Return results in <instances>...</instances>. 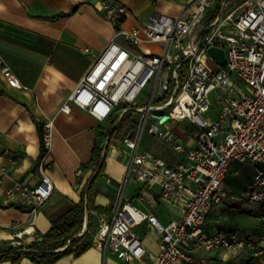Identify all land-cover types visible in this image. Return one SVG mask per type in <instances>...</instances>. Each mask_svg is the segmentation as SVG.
<instances>
[{
  "label": "built area",
  "instance_id": "built-area-1",
  "mask_svg": "<svg viewBox=\"0 0 264 264\" xmlns=\"http://www.w3.org/2000/svg\"><path fill=\"white\" fill-rule=\"evenodd\" d=\"M160 1L178 6L179 11L153 13L143 25L125 30L118 26L129 14L125 4L92 0L116 25L115 37L127 45L115 37L108 43L62 111L70 113L76 106L106 121L121 106L124 113L136 108L140 113L136 133L124 137L118 147L122 154L130 152L128 174L134 171L141 182L159 185L163 198L178 204L182 213L164 226L120 199L111 221L99 218L97 245L110 247L119 260L131 264H191L192 250L201 248L249 250L254 257L264 256V236L258 240L235 231L204 234L209 213L229 195L223 182L234 162L256 169L246 198L257 206L264 231V0ZM150 44L161 52L137 50ZM211 48L224 50L223 64L210 55ZM4 75L12 85H19L10 71ZM149 90L151 98L140 106V97ZM173 122L198 129L193 146L186 147L177 138ZM146 132L184 155V161L169 163L140 151ZM52 142L49 121L44 125L45 154L38 165L40 183L8 190L10 198L21 195L32 215L54 192L47 160ZM8 171L0 159V186ZM147 219L160 235V252L151 260H146L144 243L134 231ZM35 234L29 229L18 231L11 245L21 246L26 235ZM185 241H192V250L185 249Z\"/></svg>",
  "mask_w": 264,
  "mask_h": 264
},
{
  "label": "crops",
  "instance_id": "crops-1",
  "mask_svg": "<svg viewBox=\"0 0 264 264\" xmlns=\"http://www.w3.org/2000/svg\"><path fill=\"white\" fill-rule=\"evenodd\" d=\"M118 1L129 11L118 25L125 30L143 25L153 13L174 14V8L179 11L178 6L160 0ZM115 35L116 25L104 17L92 0H0V159L9 169L0 186V242H11L16 232L29 229L36 234L26 235L24 242L32 243L48 233L52 223L73 204L82 201V191L87 189V180L93 173V169L85 166L91 162L94 149L104 143L101 131L107 120L98 121L87 109L76 106L65 113L62 106ZM115 40L127 45L120 37ZM148 49L149 46H143L137 50ZM5 70L15 76L18 86L5 77ZM49 121L53 123V142L47 158L51 163L48 175L55 188L51 198L32 215L28 208H18L23 206L21 195L17 193L10 198L8 190L17 185L36 187L40 183V129ZM176 128H181L186 137L180 138L175 133L177 138L186 147L193 146L198 129L190 125ZM120 145L111 146L105 170L94 183L97 193L94 199L98 195L107 197L110 208L91 209V225L83 239L92 248L78 258L68 256L56 264H131L119 260L110 247L100 249L96 242L99 218L105 216L111 221L120 199L164 226L181 215V207L163 198L159 185L141 182L134 171L128 174L130 152L122 154L118 151ZM139 150L169 163L185 159L148 132L141 137ZM255 172L250 165L232 163L223 182L229 195L209 213L204 228L206 236L217 231H235L258 240L264 236L258 208L246 198ZM134 231L144 243L146 260L155 258L160 252V235L150 220L136 226ZM184 247L192 250V241H185ZM192 254L191 264H264V256L254 257L249 250L201 248L192 250ZM20 264L34 263L25 258Z\"/></svg>",
  "mask_w": 264,
  "mask_h": 264
},
{
  "label": "trees",
  "instance_id": "trees-1",
  "mask_svg": "<svg viewBox=\"0 0 264 264\" xmlns=\"http://www.w3.org/2000/svg\"><path fill=\"white\" fill-rule=\"evenodd\" d=\"M125 106L119 107L115 113L106 121L101 131L104 136L103 145L97 146L93 151L91 162L85 167L93 169V173L87 180V189L82 191V201L73 204L72 207L52 223L48 233L38 237L32 243H24L21 246H12L10 241L0 242V264L11 262L20 264L25 258L34 264H56L62 258L68 256L80 257L86 253L92 244L84 240V236L90 228L92 208H104L98 204L94 197L97 195L94 188L95 180L105 170V159L111 146L120 145L124 137L131 132L133 138L136 133L137 121L134 115L138 112L136 108L123 112ZM42 135V155L44 148V129H40ZM180 138H186L181 128L174 129ZM19 209L27 207L19 206ZM106 207L104 209H108ZM86 226V229L84 230ZM85 232V233H84Z\"/></svg>",
  "mask_w": 264,
  "mask_h": 264
},
{
  "label": "water",
  "instance_id": "water-1",
  "mask_svg": "<svg viewBox=\"0 0 264 264\" xmlns=\"http://www.w3.org/2000/svg\"><path fill=\"white\" fill-rule=\"evenodd\" d=\"M209 53L210 55L216 59L219 63L223 64L225 62V53H224V50L220 49V48H211L209 50ZM177 126V122H173L172 125H171V128L172 129H175ZM133 132L130 133L129 136L132 135ZM96 202L98 204H100L102 207H108L110 205V200L107 198V197H104V196H101V195H98L96 197ZM85 229H86V226H85Z\"/></svg>",
  "mask_w": 264,
  "mask_h": 264
},
{
  "label": "rangeland",
  "instance_id": "rangeland-1",
  "mask_svg": "<svg viewBox=\"0 0 264 264\" xmlns=\"http://www.w3.org/2000/svg\"><path fill=\"white\" fill-rule=\"evenodd\" d=\"M176 9H177V8L172 9V12H173V13H177L178 10H176ZM211 12L213 13L214 11H211ZM209 18H210V17H209ZM207 22H208L207 25H209V20H208ZM148 46H149V48H150L152 51H154V52H156V53H160V52H161V50L158 49L156 45L150 44V45H148ZM151 95H152V90H149L148 92H144L143 95H142V97H140L139 105H140V106H143V105L147 104L148 101L146 100V97L150 99V98H151ZM123 112H124V110H123ZM139 116H140V113L137 112V113L134 115V119L137 120V119L139 118ZM185 125H186V124H185ZM182 126H184V125L182 124ZM247 166H249V165H247ZM250 167H251V166H250ZM90 237H91V236L88 235L87 240H90Z\"/></svg>",
  "mask_w": 264,
  "mask_h": 264
}]
</instances>
